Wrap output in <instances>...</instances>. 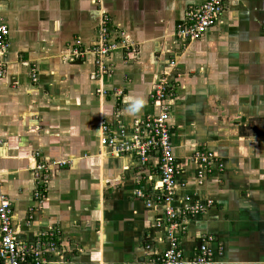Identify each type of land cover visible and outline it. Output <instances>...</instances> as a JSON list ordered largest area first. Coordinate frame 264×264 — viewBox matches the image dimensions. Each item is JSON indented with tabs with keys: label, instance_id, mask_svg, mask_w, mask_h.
I'll list each match as a JSON object with an SVG mask.
<instances>
[{
	"label": "crops",
	"instance_id": "crops-1",
	"mask_svg": "<svg viewBox=\"0 0 264 264\" xmlns=\"http://www.w3.org/2000/svg\"><path fill=\"white\" fill-rule=\"evenodd\" d=\"M204 1H0L9 29L0 80V194L21 241L53 231L60 256L45 264H145L161 250L155 222L163 208H147L136 196L155 192L156 160L140 166L131 155H106L98 136L101 124L129 128L158 112L148 96L169 60L178 73L172 141L185 182L173 205L184 195L211 202L180 245L189 256L196 236L209 235L223 247L221 264H264V0H225L201 39L177 41L185 13ZM103 15L137 60L125 65L118 49L98 76L93 54L73 51L97 44ZM200 149L223 169L213 166L197 185L190 157ZM47 162L56 166L43 184L35 166Z\"/></svg>",
	"mask_w": 264,
	"mask_h": 264
},
{
	"label": "built area",
	"instance_id": "built-area-1",
	"mask_svg": "<svg viewBox=\"0 0 264 264\" xmlns=\"http://www.w3.org/2000/svg\"><path fill=\"white\" fill-rule=\"evenodd\" d=\"M224 9L225 0H205L198 6L191 7L177 28L175 33L177 41L187 43L201 39L207 30L219 21ZM108 24V19L103 15L97 28V44L86 52L73 51L74 57L80 58L92 53L98 76L108 68L105 63L106 57L118 49L123 54L124 51L133 48L122 38L123 34L118 33L117 40L114 39V33ZM8 36L9 29L0 17V80L5 72L3 56L9 48ZM31 71V80L34 82L36 81L34 68ZM177 75L175 62L170 61L167 69L156 77L148 96L158 112L132 121L129 128L119 123L114 129L107 124H101L98 144L106 155H131L140 166L148 165L151 159L156 160L155 192L151 197L137 192V197L143 199L147 208L154 206L163 208L162 218L155 222V227L163 234L160 239L163 246L161 250L147 257L145 264H221L223 247L215 243L212 236L197 235L189 256L180 245V238L187 233L191 220L201 214L211 202H194L191 196L184 195L180 206L173 205L177 189L185 186L184 180L179 181L182 169L174 154L173 129L170 122V108L175 98L172 86ZM0 145H3L1 139ZM190 162L194 167L197 185L202 184L213 166L222 168L216 155L205 149L195 150ZM60 165L63 164L58 163V166ZM35 167L39 173L36 176L46 184L47 166L41 163ZM36 196L37 199L42 198L38 197V194ZM53 254L60 256L54 233L50 229L35 236L31 242L19 239L18 230L12 225L11 204L0 194V264H45V258Z\"/></svg>",
	"mask_w": 264,
	"mask_h": 264
},
{
	"label": "rangeland",
	"instance_id": "rangeland-1",
	"mask_svg": "<svg viewBox=\"0 0 264 264\" xmlns=\"http://www.w3.org/2000/svg\"><path fill=\"white\" fill-rule=\"evenodd\" d=\"M136 50L134 49V50H131V49H129L128 51H124V53H123V56H122V63H124L125 65H126V63H128V62H126V61H129V62H131L132 60H137V57H136V53L137 52H135ZM135 52V56L133 57V53ZM109 57V56H108ZM108 57H106L105 58V63H106V66H107V64H108ZM124 57V58H123ZM134 58V59H133ZM171 59H174L173 57L171 58ZM125 60V61H124ZM169 62H170V60H169ZM168 62V63H169ZM108 68L109 67H111V65H108L107 66ZM163 72V71H162ZM154 84V83H153ZM118 94V93H117ZM261 134H263L264 133V130H262L261 132H260ZM121 156V155H120ZM45 165L47 166V168H48V172H49V168H50V166L52 167V166H56L55 164H52V162H47V163H45ZM222 169H223V167H222ZM47 180H48V178H46V182L45 183H47ZM136 196H137V194H136ZM30 222V218L28 217V220L26 221V225L28 226V223Z\"/></svg>",
	"mask_w": 264,
	"mask_h": 264
}]
</instances>
